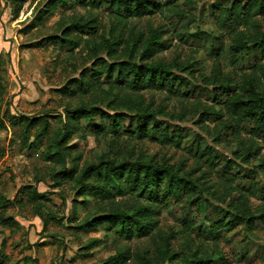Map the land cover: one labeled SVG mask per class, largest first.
Returning a JSON list of instances; mask_svg holds the SVG:
<instances>
[{
    "label": "rangeland",
    "instance_id": "rangeland-1",
    "mask_svg": "<svg viewBox=\"0 0 264 264\" xmlns=\"http://www.w3.org/2000/svg\"><path fill=\"white\" fill-rule=\"evenodd\" d=\"M153 1L155 6L160 4V10L129 18L123 29L124 34L143 33L145 37L160 32L166 49L155 53L153 61L186 68L184 72L172 70L187 81L182 95L167 89L139 93L144 105L156 113L160 130L171 138L166 144L139 137L135 110L122 108L112 96L100 99L88 93L74 94L75 89L68 94L60 91L89 69L92 60L87 41L97 40L101 30L109 36L117 21L114 16L120 18L123 14L120 1L64 0L53 6L55 0H0V123L4 125L0 126V199L8 203L1 208L5 217L15 222L11 226L0 223V264H103L118 251L125 252L127 260L117 264H195L199 259L208 264H264V167L259 161L262 151L256 153L260 145H253L251 138L242 133L241 139L251 154L250 160L242 163L232 154L240 146L238 142L214 115L204 120L200 115L211 106L217 109L207 82L212 66L218 62L223 73L229 75L247 71L255 61L264 64V47L239 57L229 53L227 37L212 23L211 5L218 2L229 6L233 0ZM93 21L98 30L85 27H92ZM64 30L78 42L77 47L60 44ZM102 88L108 91V86ZM81 105L95 111L90 118L80 120L79 137L69 143L76 146L70 153L80 155L78 169L114 149L117 154L111 158L118 162L166 163L195 183L194 191L170 198L167 208L155 218L162 238L167 239L163 242L167 255L156 253L150 235L128 239L106 225L76 229L84 216L97 209L95 196H77L73 183L53 181L49 174L58 171L60 164L44 159L47 137L34 139L35 129L24 134L21 124L14 120L20 115L47 116L51 134L59 129L58 122L65 119L67 110ZM101 114L113 117L117 127L113 129L110 120ZM99 126L104 130L97 134ZM158 134L153 132L154 138ZM197 146L217 156L218 172L229 161L232 173L248 177L235 183L239 189L247 190L254 182L257 193L250 202L257 210L255 221L211 231L212 225L228 222L231 215L222 201V181L204 159L195 156ZM28 186L46 198L40 211L45 226L35 215V207L27 203ZM120 199L131 201L128 196L116 198ZM83 200L89 203L84 206ZM93 239L97 245L85 249ZM171 255H175L174 260L168 259Z\"/></svg>",
    "mask_w": 264,
    "mask_h": 264
},
{
    "label": "trees",
    "instance_id": "trees-1",
    "mask_svg": "<svg viewBox=\"0 0 264 264\" xmlns=\"http://www.w3.org/2000/svg\"><path fill=\"white\" fill-rule=\"evenodd\" d=\"M14 1L22 3L26 0ZM63 1L55 0L53 6ZM116 1L123 4L122 16L120 18L114 16L117 21L112 24L109 36L106 37L105 32L101 30L97 40L87 41L92 64L89 69L83 70L77 79L72 78L68 81L66 87H62L60 91L68 94L70 89H75L74 94L88 93L100 99L112 96L122 108L135 110L136 132L139 137L166 144L171 138L165 130H160L155 118L156 113L144 105L139 93L143 90L167 89L175 95H182L181 90L187 87V81L172 70L184 72L186 68L182 64L170 66L153 61L155 53L166 49V42L160 38V32H151L146 37L143 33L124 34L123 28L126 27L129 18L149 14L159 9L160 4L155 6L153 0ZM211 19L219 33L227 37L230 43L228 51L231 55L239 57L250 50L264 47V0H233L229 6L214 2L211 5ZM92 23V27L89 24L85 27L98 30V25L94 21ZM59 41L60 44L69 47L78 46V42L73 40L70 32L66 30ZM207 82L212 87V102L213 105H217V109H213L212 106L204 109L200 114L203 120L209 119L211 115L215 116L218 123L228 131V135L240 145L232 154L242 163H247L251 154L245 147L241 134L249 136L253 145H260L256 153L262 151L259 161L261 167H264V64L255 61L249 70L229 75L223 73L216 62L211 68ZM103 85L108 86V91L102 88ZM113 91L121 95L112 94ZM94 111L95 108H86L82 105L67 110L65 119L60 118L58 122L59 129L51 134L47 116L28 118L20 115L14 120L21 124L24 134L30 129H35L34 139L47 137L48 151L44 154V159L60 164L58 171L49 174L53 181L73 183L77 196L87 193L95 196L97 209L91 215L84 216L76 229L90 230L106 225L114 229L119 236L128 239L150 235L156 253L165 256L166 244L163 245V242L167 243V239L162 238L161 228L155 218L167 208L170 198L178 197L180 192L194 191L195 183L166 163H150L143 160L118 162L111 158L117 154L114 149L109 150L105 156H100L95 163L86 164L78 169L77 160L80 155L73 156L70 153L76 146L69 143L79 137L80 120L90 118ZM103 116L110 120L113 129L117 127L113 117L101 114V117ZM244 124L248 125L247 129ZM0 126L4 127L3 123H0ZM103 130L104 127L99 126L96 133L99 134ZM157 131L159 134L154 138L153 132ZM128 135L132 137L133 133ZM80 137L83 138V135ZM22 145L25 146L26 143ZM195 156L204 159L207 167L216 171L214 173L222 181L224 194L222 201L231 215L228 222L219 221L212 225L211 231L214 233L227 225L232 229L238 223L248 224L255 221L257 210L252 208L250 202V198L257 193L254 182L247 190L239 189L235 183L247 181L248 177L245 174L232 173L229 161L222 172H218L216 169L220 161L209 150L197 146ZM66 163H69L70 167L66 168ZM26 196L27 203L35 207V215L42 220L40 211L44 208L42 201L46 200L45 196L31 186L26 188ZM124 196L131 198V201L116 200L117 197ZM138 200L142 202L139 203ZM88 203V200L82 201L84 206ZM7 204L4 198L0 199V223L11 226L15 222L12 218H6L3 210ZM261 215L264 218V205ZM50 218L55 219L54 216ZM42 221L45 226L46 221ZM158 240H161V243ZM96 241L95 239L88 241L85 249L95 247ZM168 259L174 260L175 255L168 256ZM126 260V253L118 251L117 254L108 257L103 264H117ZM195 264H208V261L199 259Z\"/></svg>",
    "mask_w": 264,
    "mask_h": 264
}]
</instances>
